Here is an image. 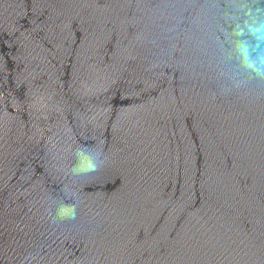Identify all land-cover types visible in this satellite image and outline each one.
Segmentation results:
<instances>
[{
  "label": "water",
  "instance_id": "95a60500",
  "mask_svg": "<svg viewBox=\"0 0 264 264\" xmlns=\"http://www.w3.org/2000/svg\"><path fill=\"white\" fill-rule=\"evenodd\" d=\"M241 16L0 0V264H264V80L231 51ZM78 149L97 171L73 174Z\"/></svg>",
  "mask_w": 264,
  "mask_h": 264
},
{
  "label": "clouds",
  "instance_id": "9594fccd",
  "mask_svg": "<svg viewBox=\"0 0 264 264\" xmlns=\"http://www.w3.org/2000/svg\"><path fill=\"white\" fill-rule=\"evenodd\" d=\"M233 5L242 16L236 18L231 37L242 39L231 40V51L241 59L245 74L264 80V0H233ZM231 79L235 80L234 86L237 87L243 82L239 73L232 74ZM76 157L77 164L72 169L75 175L95 172L102 162L100 153L86 149H78ZM57 215L75 219L76 207L61 204Z\"/></svg>",
  "mask_w": 264,
  "mask_h": 264
}]
</instances>
